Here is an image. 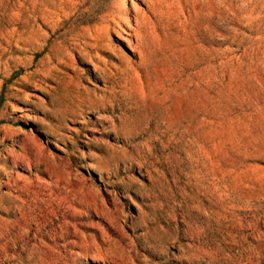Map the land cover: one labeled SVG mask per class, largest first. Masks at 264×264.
<instances>
[{"label": "rangeland", "instance_id": "rangeland-1", "mask_svg": "<svg viewBox=\"0 0 264 264\" xmlns=\"http://www.w3.org/2000/svg\"><path fill=\"white\" fill-rule=\"evenodd\" d=\"M0 264H264V0H0Z\"/></svg>", "mask_w": 264, "mask_h": 264}]
</instances>
